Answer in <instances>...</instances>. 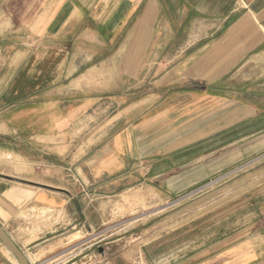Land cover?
Masks as SVG:
<instances>
[{
	"label": "crops",
	"instance_id": "obj_1",
	"mask_svg": "<svg viewBox=\"0 0 264 264\" xmlns=\"http://www.w3.org/2000/svg\"><path fill=\"white\" fill-rule=\"evenodd\" d=\"M98 42L103 63H80ZM150 56L153 84L174 88L153 97L151 115L124 122L79 177L103 197L150 188L171 200L264 154V0H0V138L14 144L0 143V157L16 156L8 147L21 141L48 148L75 132L89 107L82 68L129 85V70ZM60 191L0 179V227L28 264H56L55 231L80 226L77 196ZM0 264H18L1 242Z\"/></svg>",
	"mask_w": 264,
	"mask_h": 264
},
{
	"label": "rangeland",
	"instance_id": "obj_2",
	"mask_svg": "<svg viewBox=\"0 0 264 264\" xmlns=\"http://www.w3.org/2000/svg\"><path fill=\"white\" fill-rule=\"evenodd\" d=\"M100 43L91 44L90 54L82 52L79 62L102 64L105 51ZM88 44V36L82 37V51ZM94 52L95 61L90 59ZM150 63L151 56L144 69L129 70V85L105 84V70L94 78L88 68H82L76 74L81 79L77 88L83 90L80 96L87 101L82 103L89 107L75 132L63 144L48 148L28 140L8 147L16 156L0 157L4 176L0 179L13 187L46 192L64 189L77 196L80 226L55 231L60 239L56 264H264V154L207 182L197 193L189 195L202 186L171 200L150 188L103 197L86 177L78 176L80 166L86 175L90 155L103 152L124 122L144 117V110L151 115L158 103L153 97L167 98L174 88L167 83L153 84L158 70L148 68ZM121 71L125 70L117 71L118 80ZM142 77L144 84L132 83ZM143 98L146 100L138 104ZM162 103L169 104L168 100ZM9 141L0 138L1 144L9 145ZM20 157L30 165L21 164Z\"/></svg>",
	"mask_w": 264,
	"mask_h": 264
},
{
	"label": "water",
	"instance_id": "obj_3",
	"mask_svg": "<svg viewBox=\"0 0 264 264\" xmlns=\"http://www.w3.org/2000/svg\"><path fill=\"white\" fill-rule=\"evenodd\" d=\"M0 242L2 245L10 252V254L17 260L18 264H28L27 259L23 254L18 250L10 238L0 227Z\"/></svg>",
	"mask_w": 264,
	"mask_h": 264
},
{
	"label": "built area",
	"instance_id": "obj_4",
	"mask_svg": "<svg viewBox=\"0 0 264 264\" xmlns=\"http://www.w3.org/2000/svg\"><path fill=\"white\" fill-rule=\"evenodd\" d=\"M206 185H207V184H206ZM206 185H205V186H206ZM205 186H202L201 188H198L197 190H195L194 192L190 193L189 195H192V194H194V193H197V192L203 190V189L205 188Z\"/></svg>",
	"mask_w": 264,
	"mask_h": 264
},
{
	"label": "bare ground",
	"instance_id": "obj_5",
	"mask_svg": "<svg viewBox=\"0 0 264 264\" xmlns=\"http://www.w3.org/2000/svg\"><path fill=\"white\" fill-rule=\"evenodd\" d=\"M6 156L9 158L11 155L8 154V155H6ZM11 160H12V159H11ZM208 186H209V185H208ZM9 253H10V252H9Z\"/></svg>",
	"mask_w": 264,
	"mask_h": 264
}]
</instances>
